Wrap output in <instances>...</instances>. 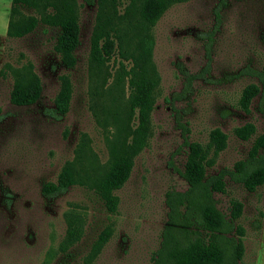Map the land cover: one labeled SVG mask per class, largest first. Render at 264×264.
<instances>
[{
  "label": "rangeland",
  "instance_id": "374dc122",
  "mask_svg": "<svg viewBox=\"0 0 264 264\" xmlns=\"http://www.w3.org/2000/svg\"><path fill=\"white\" fill-rule=\"evenodd\" d=\"M117 1L121 15L128 1ZM10 2L0 0V264H149L165 220L164 194L186 187L176 172L182 169L186 149L175 114L191 143L205 145L213 129L226 135V148L207 175L230 170L246 156L253 138L264 133L260 96L247 113L237 104L245 86L261 88L264 0H225L220 7L219 0L174 4L148 31L135 18L120 20L119 42L102 66L88 62L97 6L76 0L79 44L71 69L63 68L53 51L57 28L39 21L22 38L6 37ZM19 14L38 18L23 6ZM146 33L158 78L149 135L133 158L128 180L114 192L118 206L110 214L93 183L106 173L111 147L130 143L138 125L136 112L128 116L126 101L134 63L123 56L138 58ZM206 64L207 73L192 82L184 98L172 102L175 113L170 100L183 87L177 67L197 75ZM28 65L40 82L39 99L31 106H13L8 99L11 71ZM61 75L70 80L71 98L67 112L56 120L51 111ZM28 78L27 72L19 76L25 83ZM245 123L254 126L255 134L240 142L232 130ZM67 164L74 185L43 195L42 187L56 183ZM224 183V192L213 198L226 216L230 201L242 206L234 222L242 230L241 236L234 235L243 248L239 264H264V185L249 193L227 178ZM65 216L80 228L79 239L70 246L63 243ZM104 232L108 236L102 244Z\"/></svg>",
  "mask_w": 264,
  "mask_h": 264
},
{
  "label": "trees",
  "instance_id": "16d2710c",
  "mask_svg": "<svg viewBox=\"0 0 264 264\" xmlns=\"http://www.w3.org/2000/svg\"><path fill=\"white\" fill-rule=\"evenodd\" d=\"M123 14L118 15L117 0H82L84 5L97 6L98 22L92 30L89 40L88 62L94 66H102L112 55L114 42L120 38V20L129 21L135 18L148 31L172 5L185 3L189 0H127ZM225 0H219V6ZM33 10L38 15L20 17L19 7ZM76 0H11L5 35L7 38L19 39L29 34L40 21L59 30L55 39L53 51L58 56L59 63L65 69L75 65L74 51L79 44V26L77 20ZM107 14L101 18L103 14ZM104 14V15H105ZM145 50L138 58L133 55L123 56L131 59L134 68L128 82L127 95L128 116L137 114L138 125L131 131L132 141L120 146L111 147L109 166L106 173L93 183V190L102 200L105 210L116 213L118 198L114 192L119 190L128 180L133 158L149 135L150 116L153 110V91L157 85V74L150 63L152 42L146 33L144 36ZM91 65V66H92ZM207 64L200 74L189 75L181 68L178 72L183 76V87L178 95H172V102L184 98L190 91V85L195 79L206 74ZM9 69V67H7ZM28 73V82H23L19 76ZM147 73V74H145ZM13 83L8 95L11 105L27 107L33 105L40 96L39 79L32 73L30 65L12 70ZM261 88L254 84L245 86L238 98V108L248 112L251 101L257 96L264 107V76L260 75ZM58 92L54 99V109L51 115L59 120L67 112L71 98V83L66 75L58 77ZM175 114V124L180 130L185 159L181 170H176L186 187L183 191L170 190L164 194L166 209L164 224L160 230L159 242L149 264H239L243 254L241 243L234 237L241 236L242 230L234 222L241 215V204L230 201L226 216L216 206L213 195L224 192V179L240 185L246 192L252 193L264 185V133L253 138L246 156L237 161L230 170L221 169L213 175H207L214 159L226 148L227 137L218 129L208 134L205 145L191 143L187 139L188 130ZM233 136L240 142L250 140L255 134L251 123H245L232 130ZM139 138V139H137ZM74 185L70 165L64 166L57 175L56 183H48L42 187V194L51 196L66 191ZM65 234L63 243L74 244L80 237L79 225L71 222L65 216ZM104 232L99 241L103 244L107 239Z\"/></svg>",
  "mask_w": 264,
  "mask_h": 264
}]
</instances>
